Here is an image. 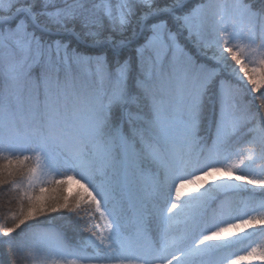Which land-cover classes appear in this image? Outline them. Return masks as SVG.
Segmentation results:
<instances>
[{
  "label": "snow or ice",
  "instance_id": "6c2138e0",
  "mask_svg": "<svg viewBox=\"0 0 264 264\" xmlns=\"http://www.w3.org/2000/svg\"><path fill=\"white\" fill-rule=\"evenodd\" d=\"M0 249L264 264V0H0Z\"/></svg>",
  "mask_w": 264,
  "mask_h": 264
},
{
  "label": "trees",
  "instance_id": "16d2710c",
  "mask_svg": "<svg viewBox=\"0 0 264 264\" xmlns=\"http://www.w3.org/2000/svg\"><path fill=\"white\" fill-rule=\"evenodd\" d=\"M73 191H75V189L78 187V185L74 184V185H68ZM254 239L257 240V242H260V236L257 235V237H254ZM246 243V242H245ZM239 247V246H238ZM0 252H5L6 253V250H3V249H0ZM237 254H242V252H238ZM6 261V264H11V261H12V258L10 257V255L8 254H5L4 257H3ZM16 264H23V261L22 260H17L16 261Z\"/></svg>",
  "mask_w": 264,
  "mask_h": 264
}]
</instances>
